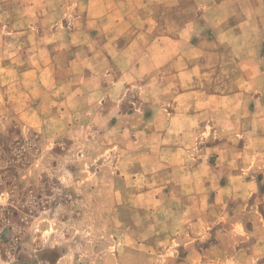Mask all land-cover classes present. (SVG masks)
I'll list each match as a JSON object with an SVG mask.
<instances>
[{
    "label": "crops",
    "instance_id": "obj_1",
    "mask_svg": "<svg viewBox=\"0 0 264 264\" xmlns=\"http://www.w3.org/2000/svg\"><path fill=\"white\" fill-rule=\"evenodd\" d=\"M18 1L38 52L70 49L105 104L139 90L116 126L170 170L191 235L264 264V0Z\"/></svg>",
    "mask_w": 264,
    "mask_h": 264
},
{
    "label": "rangeland",
    "instance_id": "obj_2",
    "mask_svg": "<svg viewBox=\"0 0 264 264\" xmlns=\"http://www.w3.org/2000/svg\"><path fill=\"white\" fill-rule=\"evenodd\" d=\"M26 35L21 2L0 0V264H231L212 231L191 235L141 133L116 126L139 90L105 104L70 49Z\"/></svg>",
    "mask_w": 264,
    "mask_h": 264
}]
</instances>
